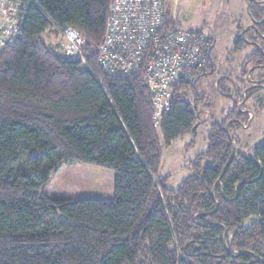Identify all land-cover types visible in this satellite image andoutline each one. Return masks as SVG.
Returning <instances> with one entry per match:
<instances>
[{
    "label": "trees",
    "instance_id": "16d2710c",
    "mask_svg": "<svg viewBox=\"0 0 264 264\" xmlns=\"http://www.w3.org/2000/svg\"><path fill=\"white\" fill-rule=\"evenodd\" d=\"M14 1L20 32L0 48V264H264V138L245 154L233 137L250 119L238 105L245 110L259 90H239L224 119L209 125L190 174L169 189L162 150L202 124L196 86L216 71L214 44L202 72L174 85L155 127L140 75H109L98 63L111 0ZM171 7L166 20L179 24ZM249 12L254 21L263 15ZM66 28L85 40L88 68L65 56ZM257 63L264 56L240 66ZM224 81L217 86L226 93ZM255 102L264 108V99ZM73 163L111 170L113 197L44 194Z\"/></svg>",
    "mask_w": 264,
    "mask_h": 264
},
{
    "label": "rangeland",
    "instance_id": "374dc122",
    "mask_svg": "<svg viewBox=\"0 0 264 264\" xmlns=\"http://www.w3.org/2000/svg\"><path fill=\"white\" fill-rule=\"evenodd\" d=\"M172 14L186 29L204 30L215 38L211 57L215 73L197 82V93L203 102L198 106V125L193 134L175 140L162 150L161 177H169L166 187L176 189L190 171L189 164L206 151L207 130L211 123L220 122L232 108L237 91L243 89L240 65L248 51L238 53L236 38L246 31L251 21L249 10L254 0H172ZM170 2V3H171ZM46 44L55 39L44 37ZM225 92L219 90L218 80ZM263 92V91H262ZM244 106L252 114L245 126L237 128L233 137L239 141L238 149L250 154L256 142L264 138V108H257L255 101L264 99V92ZM228 93V94H227ZM231 94V98L229 97ZM189 97V95H188ZM245 111V110H243ZM254 113V115H253ZM44 194L51 198H111L113 197V172L91 165L73 163L62 166L45 187Z\"/></svg>",
    "mask_w": 264,
    "mask_h": 264
},
{
    "label": "built area",
    "instance_id": "2783aa9c",
    "mask_svg": "<svg viewBox=\"0 0 264 264\" xmlns=\"http://www.w3.org/2000/svg\"><path fill=\"white\" fill-rule=\"evenodd\" d=\"M33 1V0H32ZM170 0H111L98 63L113 76L140 75L149 89L154 126L169 110L175 84L190 83L209 57L210 35L166 20ZM19 2L0 0V48L18 36ZM64 54L88 68L85 40L73 28L60 31ZM264 201V199H262Z\"/></svg>",
    "mask_w": 264,
    "mask_h": 264
},
{
    "label": "flooded vegetation",
    "instance_id": "af4514ba",
    "mask_svg": "<svg viewBox=\"0 0 264 264\" xmlns=\"http://www.w3.org/2000/svg\"><path fill=\"white\" fill-rule=\"evenodd\" d=\"M252 5L253 8L256 7L262 9L263 15L260 19H258L259 16H255L254 18L256 21L255 22L250 21L247 24L246 31H244L241 42L238 44L235 41V45L237 52L239 54L243 53V51L244 52L248 51L246 56L254 55L255 58H258L259 55L264 56V51H263L264 33H262L260 29L262 23L264 22V0H254ZM250 13L252 15V12ZM214 42H215V38L213 37L212 45L214 44ZM240 74H244L243 77L240 76L243 86V89H241L242 92L244 91L247 92L250 88L259 90V93L262 91L264 92V64H259V63L252 64L249 67H247L245 70H243V67L240 66ZM234 89L237 91V94L240 92L236 88L235 84H234Z\"/></svg>",
    "mask_w": 264,
    "mask_h": 264
},
{
    "label": "water",
    "instance_id": "95a60500",
    "mask_svg": "<svg viewBox=\"0 0 264 264\" xmlns=\"http://www.w3.org/2000/svg\"><path fill=\"white\" fill-rule=\"evenodd\" d=\"M248 12H249V11H248ZM249 14H250V12H249ZM250 18H251V22H255L254 19H253V17L250 16ZM211 47H213V46H211ZM210 50H211V48H210ZM243 93H245V91H244ZM243 102H244V101H242V103H243ZM242 103L238 105V110L241 111V112H245V111H242V110H241ZM248 112H249V114H252L250 110H249ZM250 116H251V115H250ZM228 134H229V133H228ZM230 141H231V139H230ZM233 156H234V149H232V156H231L230 161L228 162V164L232 161ZM228 164H227V165H228ZM227 165L225 166V168H224V170H223V172H222V175H223V173L225 172V170H226V168H227ZM217 183H218V182H216L214 188L216 187ZM214 188H213V189H214Z\"/></svg>",
    "mask_w": 264,
    "mask_h": 264
},
{
    "label": "crops",
    "instance_id": "0c3cea01",
    "mask_svg": "<svg viewBox=\"0 0 264 264\" xmlns=\"http://www.w3.org/2000/svg\"><path fill=\"white\" fill-rule=\"evenodd\" d=\"M172 0H170L169 2H171ZM171 5H172V2H171ZM180 24V23H179ZM183 27V26H182Z\"/></svg>",
    "mask_w": 264,
    "mask_h": 264
},
{
    "label": "bare ground",
    "instance_id": "6f19581e",
    "mask_svg": "<svg viewBox=\"0 0 264 264\" xmlns=\"http://www.w3.org/2000/svg\"><path fill=\"white\" fill-rule=\"evenodd\" d=\"M246 98V97H245Z\"/></svg>",
    "mask_w": 264,
    "mask_h": 264
}]
</instances>
